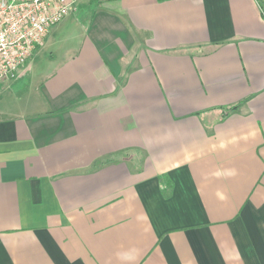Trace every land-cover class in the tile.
Listing matches in <instances>:
<instances>
[{"label":"crops","instance_id":"0c3cea01","mask_svg":"<svg viewBox=\"0 0 264 264\" xmlns=\"http://www.w3.org/2000/svg\"><path fill=\"white\" fill-rule=\"evenodd\" d=\"M102 2L0 84V264H264L259 2Z\"/></svg>","mask_w":264,"mask_h":264},{"label":"built area","instance_id":"2783aa9c","mask_svg":"<svg viewBox=\"0 0 264 264\" xmlns=\"http://www.w3.org/2000/svg\"><path fill=\"white\" fill-rule=\"evenodd\" d=\"M78 0H0V84L23 74L34 51Z\"/></svg>","mask_w":264,"mask_h":264},{"label":"rangeland","instance_id":"374dc122","mask_svg":"<svg viewBox=\"0 0 264 264\" xmlns=\"http://www.w3.org/2000/svg\"><path fill=\"white\" fill-rule=\"evenodd\" d=\"M102 0H78L76 7L73 9V11H71L66 19L57 26V28L59 27V30L56 32H52V35L49 38V41L47 43V45L45 47H43V49L40 51L38 58L41 57V53L44 54V52H46L48 49H53L51 48V45H53V43H55V41L59 38H65L67 39L68 37H76L78 34H80L83 29H84V25L88 19L89 16H91V14L96 11L98 8H100L102 5H106L109 6V4L105 3L103 4ZM56 29V28H55ZM43 58V57H42ZM39 60L36 61V63L31 62L29 63L30 66H37ZM45 62V60L43 59V61H41V63L39 65H42ZM29 64H27L29 69ZM25 72V73H26ZM24 73V74H25ZM19 80L17 81H12V82H7L5 85H2L4 87H17L19 83ZM7 87V88H9Z\"/></svg>","mask_w":264,"mask_h":264},{"label":"trees","instance_id":"16d2710c","mask_svg":"<svg viewBox=\"0 0 264 264\" xmlns=\"http://www.w3.org/2000/svg\"><path fill=\"white\" fill-rule=\"evenodd\" d=\"M257 1L259 2L260 6H261V8H262V13H264V4L262 3L261 0H257ZM234 108H235V106L231 107V109H234ZM109 160H111V159H108V158H107V159L97 160V161L94 162L93 167H96L97 165L102 164V163H104V162H107V161H109Z\"/></svg>","mask_w":264,"mask_h":264}]
</instances>
